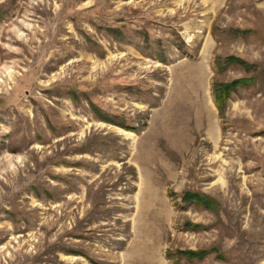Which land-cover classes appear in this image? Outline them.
<instances>
[{"label": "rangeland", "instance_id": "rangeland-1", "mask_svg": "<svg viewBox=\"0 0 264 264\" xmlns=\"http://www.w3.org/2000/svg\"><path fill=\"white\" fill-rule=\"evenodd\" d=\"M0 17V264H264V0H0ZM238 78L213 142L211 83Z\"/></svg>", "mask_w": 264, "mask_h": 264}, {"label": "trees", "instance_id": "trees-1", "mask_svg": "<svg viewBox=\"0 0 264 264\" xmlns=\"http://www.w3.org/2000/svg\"><path fill=\"white\" fill-rule=\"evenodd\" d=\"M1 19V17H0ZM236 33H245L247 32L246 30H241V31H235ZM219 57L216 58L215 63H217L218 66V61ZM225 64H230L234 63L237 65H240L245 68H249V64L236 57L233 55L226 56L223 59ZM218 68V67H217ZM253 81L252 78H238L234 79L228 82H221L218 80H214L211 83V95L213 97V102L218 110V114L223 115L224 108L226 105L227 100L230 97V94L232 91H235L238 87L240 86H246L250 84ZM94 107V106H93ZM182 199L185 202H191V203H197L198 205H201L205 208H211L212 203L214 200L203 194L199 193H193V192H186L183 193ZM187 228H192V229H199L202 228L203 226L200 224H192L190 222H187ZM215 251L214 248L210 249H198V250H192V249H176V250H167L166 251V257L168 259H174L177 256H183L189 259H202L205 256H207L209 253Z\"/></svg>", "mask_w": 264, "mask_h": 264}, {"label": "crops", "instance_id": "crops-1", "mask_svg": "<svg viewBox=\"0 0 264 264\" xmlns=\"http://www.w3.org/2000/svg\"><path fill=\"white\" fill-rule=\"evenodd\" d=\"M212 106H213V104H212ZM211 106V107H212ZM213 108V107H212ZM214 110V111H213ZM212 111H213V116H215L216 118H215V120H214V124H211V130H210V132H208V134H206L207 135V137L209 136V138L213 141V142H216V141H218V138L220 137V135H221V128H220V125H219V123H218V110H217V108L216 109H212ZM178 113H180V112H178ZM214 119V118H213ZM196 136V135H195ZM195 136H194V138H195ZM186 140H188V139H186ZM194 140V139H193ZM193 140H192V142H193ZM186 141L183 139V138H181V150H183L185 147H184V143H185ZM186 143H191V140H188ZM185 143V144H186Z\"/></svg>", "mask_w": 264, "mask_h": 264}]
</instances>
